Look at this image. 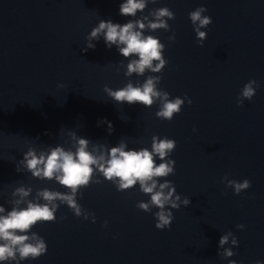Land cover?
Returning <instances> with one entry per match:
<instances>
[{
  "label": "water",
  "instance_id": "water-1",
  "mask_svg": "<svg viewBox=\"0 0 264 264\" xmlns=\"http://www.w3.org/2000/svg\"><path fill=\"white\" fill-rule=\"evenodd\" d=\"M125 2L0 0V206L5 209L0 215L29 202L47 203L38 196L44 189L69 191L55 180L33 177L20 165L30 148L37 155L57 146L75 151L76 141L86 139L89 151L107 157L120 144L125 151H151L153 136L176 142L165 158L175 161V174L153 179L154 191L165 181L172 183L164 193L174 188L172 199L181 197L180 209L165 205L174 220L170 228L158 230L159 209L152 206L146 213L137 207L151 199L140 191L139 181L118 191L117 184L95 170L91 186L76 197L82 211L94 214L95 223L91 217H75L59 200L51 202L59 205L56 221L38 222L31 229L44 239L47 252L19 264L264 262V0H146L135 16H122L119 7ZM164 7L175 16L162 18L170 30L151 31L150 13ZM200 7L212 20L200 29L207 33L202 45L189 19ZM102 20L143 22L145 28L135 30L165 46L162 72L128 75L127 65L138 56L125 58L117 45L106 46L103 33L87 39ZM88 43L95 47L87 48ZM150 76L160 77L158 91L185 100L171 121L157 118L159 100L151 107L129 105L104 91L129 83L142 87ZM252 80L258 85L254 97L238 106L237 98ZM228 180H248L251 187L236 195ZM20 187L31 189L27 197L14 195ZM228 233L232 235L221 247L220 239ZM233 237L238 247L232 245ZM224 249L235 254L224 257Z\"/></svg>",
  "mask_w": 264,
  "mask_h": 264
},
{
  "label": "clouds",
  "instance_id": "clouds-1",
  "mask_svg": "<svg viewBox=\"0 0 264 264\" xmlns=\"http://www.w3.org/2000/svg\"><path fill=\"white\" fill-rule=\"evenodd\" d=\"M155 2V0H153ZM146 7V0H126L119 7V13L122 16H135L136 13L142 11ZM207 11L206 8L200 7L189 13L196 33L197 41L202 45L206 39L207 33L201 31V28H207L212 20L210 17L202 15ZM154 21L147 24L148 29L155 31L157 29H165L169 31V25L163 17H168L171 20L175 19L172 11L167 7L156 9L154 13ZM145 20L147 17L144 18ZM143 30L145 24L141 21L128 22L126 24L112 23L111 21H100L98 27L92 29L89 41L99 38L103 33V38L106 46L111 47L117 45L119 52L125 58L136 55L139 58L132 60L128 65V75L137 73L143 75L148 69L152 72H162L167 61L162 57V52L165 48L159 39L152 35L144 36L142 31H136V28ZM175 37H169L170 41H174ZM123 45V47H119ZM95 45L88 43L87 48L92 49ZM87 50V49H85ZM155 65L153 64V62ZM160 81V77H148L142 87H133L131 83L127 84L122 89L113 91L109 87H105L104 91L114 101L118 103H127L132 105L140 103L145 107H151L157 100L160 101L159 110L156 116L160 120L171 121L175 115L179 114L184 106L185 100L179 97L170 99L169 94L165 91H158L156 84ZM255 87H258L255 80L247 83L241 95L237 98L238 106L244 100L251 101L255 95ZM185 99H188L185 97ZM192 102L188 99V104ZM106 122V121H105ZM111 131V125H109ZM47 134V133H46ZM88 140L78 139L76 141L75 151L65 150L63 147H55L47 153L41 152L36 154L34 149H29L24 154L20 161L25 169H27L33 177L47 178L55 180L58 184L69 191L61 193L59 191H50L44 189L38 192L43 201L47 203L29 202L25 208H13L7 215H0V264L7 261L36 260L47 252V245L42 237L37 233L31 232V229L39 223L55 222L56 212L59 205L51 203L59 200L61 204L66 205L75 217L83 216L85 220L91 217L95 223L94 214L82 211V207L77 202V194H81L82 188L91 186L94 171L98 170L103 174V177L114 184H117L118 191L131 189L137 181H139L140 191L145 194H151L149 202H140L137 207L144 212H149L152 206L159 209L155 213L156 224L158 230H164L171 227L174 220L173 212L166 211L165 205H170L171 208L179 210L180 206L177 201L181 197L176 196L172 199V188L167 194L164 189L170 188L171 182L165 181L159 184V191H154L157 188V181L154 177H167L170 173L175 174V161L171 159L165 160L176 148V142L167 137L161 139L157 136L152 137L151 151L147 148L135 151H125V145L120 144L118 147H113L107 152V157L104 154L94 155L88 150ZM158 156L161 162L156 164L154 157ZM20 172V167L16 168ZM227 179V177H225ZM99 183L100 181H95ZM118 182V183H117ZM150 182V183H149ZM227 187L234 190L236 195L251 187L250 181L244 180L237 182L228 180ZM31 189L25 190L24 187L16 189L14 195H19L21 198L27 197ZM21 201H17L19 204ZM190 200L183 199V204L188 205ZM5 209L0 206V213H4ZM107 221H105V227ZM240 230L244 229L243 225L237 226ZM30 233V234H29ZM228 233L221 237L220 246L223 247L228 243ZM34 241V242H32ZM232 245L238 247L236 237L232 239ZM235 253L231 249H224L223 256L231 257ZM229 264H236L234 260H230ZM257 264L264 262L257 261Z\"/></svg>",
  "mask_w": 264,
  "mask_h": 264
}]
</instances>
